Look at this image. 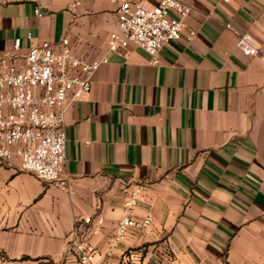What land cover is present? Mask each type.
<instances>
[{
    "label": "crops",
    "instance_id": "obj_1",
    "mask_svg": "<svg viewBox=\"0 0 264 264\" xmlns=\"http://www.w3.org/2000/svg\"><path fill=\"white\" fill-rule=\"evenodd\" d=\"M120 1L0 0V56L67 37L107 57L65 113L69 192L0 162V264H76L65 243L87 216L104 219L102 251L137 184L132 214L151 233L129 230L107 264H264V60L235 47L246 35L264 52V0H179L191 11L158 66L134 46L106 52Z\"/></svg>",
    "mask_w": 264,
    "mask_h": 264
},
{
    "label": "built area",
    "instance_id": "obj_2",
    "mask_svg": "<svg viewBox=\"0 0 264 264\" xmlns=\"http://www.w3.org/2000/svg\"><path fill=\"white\" fill-rule=\"evenodd\" d=\"M190 11L179 0H157L152 6L121 0L115 11V28L106 38V52L121 55L134 46L148 56L151 66H158L162 48L180 39ZM34 12L40 16L39 8ZM192 36L190 32L188 37ZM26 37L30 39L29 34ZM20 42V38L13 40L14 51ZM235 47L244 56L264 60V52L246 35H238ZM106 62V54L89 60L77 53L67 37L56 43L35 44L22 62L0 56V162L17 158L20 171L69 192L65 175V113L89 93L93 75ZM141 192L140 184L126 192L123 216L102 251L95 248L90 238L100 234L103 217L87 216L75 221L65 248L76 264H107L103 260L113 255L129 230L139 228L147 235L151 233L152 216L136 219L132 214ZM130 253L125 252L119 264H127L125 256ZM168 263L167 256L158 259V264Z\"/></svg>",
    "mask_w": 264,
    "mask_h": 264
}]
</instances>
